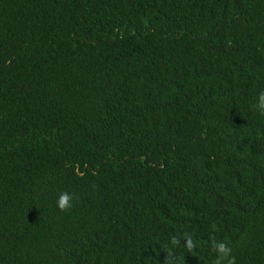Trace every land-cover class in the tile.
Returning <instances> with one entry per match:
<instances>
[{
    "label": "trees",
    "instance_id": "16d2710c",
    "mask_svg": "<svg viewBox=\"0 0 264 264\" xmlns=\"http://www.w3.org/2000/svg\"><path fill=\"white\" fill-rule=\"evenodd\" d=\"M261 91L264 0H0V264H264Z\"/></svg>",
    "mask_w": 264,
    "mask_h": 264
},
{
    "label": "clouds",
    "instance_id": "9594fccd",
    "mask_svg": "<svg viewBox=\"0 0 264 264\" xmlns=\"http://www.w3.org/2000/svg\"><path fill=\"white\" fill-rule=\"evenodd\" d=\"M259 101L260 102L258 104V108L261 114L264 115V91H261L259 93ZM71 199L72 196L69 193L67 192L61 193L57 200V208L61 212L68 211V209L71 207V203H70ZM187 247L189 250H191L194 247L193 243L190 240L187 243ZM212 247L213 250L218 253V257L215 260L214 264H221V261L228 258L229 253L231 252V249L222 241L220 242L213 241ZM166 264H170V261H167ZM228 264H235V258L232 257L231 259H228Z\"/></svg>",
    "mask_w": 264,
    "mask_h": 264
}]
</instances>
